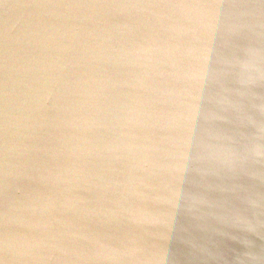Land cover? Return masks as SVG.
<instances>
[{
  "label": "water",
  "instance_id": "obj_1",
  "mask_svg": "<svg viewBox=\"0 0 264 264\" xmlns=\"http://www.w3.org/2000/svg\"><path fill=\"white\" fill-rule=\"evenodd\" d=\"M18 2L0 264H264V0Z\"/></svg>",
  "mask_w": 264,
  "mask_h": 264
},
{
  "label": "snow or ice",
  "instance_id": "obj_2",
  "mask_svg": "<svg viewBox=\"0 0 264 264\" xmlns=\"http://www.w3.org/2000/svg\"><path fill=\"white\" fill-rule=\"evenodd\" d=\"M183 0H154L151 5L153 8H174L182 5ZM39 6L37 3L31 2V0H26L23 3H16L14 7L17 8H31Z\"/></svg>",
  "mask_w": 264,
  "mask_h": 264
},
{
  "label": "clouds",
  "instance_id": "obj_3",
  "mask_svg": "<svg viewBox=\"0 0 264 264\" xmlns=\"http://www.w3.org/2000/svg\"><path fill=\"white\" fill-rule=\"evenodd\" d=\"M135 249L133 247L129 248L126 255L127 257H130L134 253Z\"/></svg>",
  "mask_w": 264,
  "mask_h": 264
}]
</instances>
